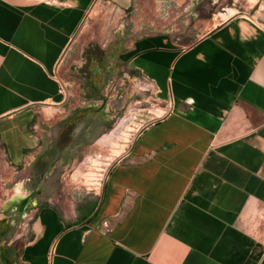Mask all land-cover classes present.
Listing matches in <instances>:
<instances>
[{"label": "crops", "instance_id": "1", "mask_svg": "<svg viewBox=\"0 0 264 264\" xmlns=\"http://www.w3.org/2000/svg\"><path fill=\"white\" fill-rule=\"evenodd\" d=\"M241 1L0 0V250L19 244L23 264H264V0ZM116 47L167 112L101 193L60 211L44 186L67 163L50 126L60 85L90 100L86 72L110 70Z\"/></svg>", "mask_w": 264, "mask_h": 264}, {"label": "rangeland", "instance_id": "2", "mask_svg": "<svg viewBox=\"0 0 264 264\" xmlns=\"http://www.w3.org/2000/svg\"><path fill=\"white\" fill-rule=\"evenodd\" d=\"M241 3L245 5L247 0ZM94 16L101 18L97 13ZM114 19L113 14L106 27L107 35L120 28L111 23ZM119 50V47L112 50L113 66L110 70L105 71L108 67L99 65L102 68L94 76L86 72L93 84H97L95 89L91 87L87 90L90 100L79 99L76 87L67 85L63 109L50 124L58 127L59 131L63 130L55 140L68 149L66 165L54 170L44 185L48 187L54 207L60 211L63 208L76 210L81 200L93 199L95 193H101L110 169L131 148L136 138L167 112V104L158 100L153 88L116 64ZM101 52L99 46H95V53ZM75 141L80 142V151H71L70 145ZM3 212L1 207L0 220ZM1 226L7 227V222L4 221ZM15 230L11 229L8 234H13ZM19 248V244L14 248L2 247L0 264H23Z\"/></svg>", "mask_w": 264, "mask_h": 264}, {"label": "built area", "instance_id": "3", "mask_svg": "<svg viewBox=\"0 0 264 264\" xmlns=\"http://www.w3.org/2000/svg\"><path fill=\"white\" fill-rule=\"evenodd\" d=\"M64 58H65V57H63L62 60H61L60 62H63V61H64ZM67 85H68V84H66V83H62V84L60 85V93L63 95V97H64V101H65V99H66V95H67Z\"/></svg>", "mask_w": 264, "mask_h": 264}, {"label": "trees", "instance_id": "4", "mask_svg": "<svg viewBox=\"0 0 264 264\" xmlns=\"http://www.w3.org/2000/svg\"><path fill=\"white\" fill-rule=\"evenodd\" d=\"M94 207L97 209L98 208V201H96V205L91 204L90 206H87V212L93 211ZM73 225H69L68 228L72 227Z\"/></svg>", "mask_w": 264, "mask_h": 264}]
</instances>
